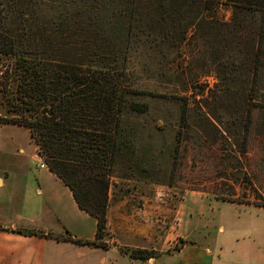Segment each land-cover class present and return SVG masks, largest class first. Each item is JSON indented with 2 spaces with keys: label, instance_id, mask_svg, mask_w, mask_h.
Wrapping results in <instances>:
<instances>
[{
  "label": "trees",
  "instance_id": "obj_1",
  "mask_svg": "<svg viewBox=\"0 0 264 264\" xmlns=\"http://www.w3.org/2000/svg\"><path fill=\"white\" fill-rule=\"evenodd\" d=\"M228 1L224 20L213 0H0V121L37 134L96 218V239L76 243L105 247L109 205L130 187L173 186L208 127L228 143L241 132L246 152L252 111L264 113V0Z\"/></svg>",
  "mask_w": 264,
  "mask_h": 264
},
{
  "label": "rangeland",
  "instance_id": "obj_2",
  "mask_svg": "<svg viewBox=\"0 0 264 264\" xmlns=\"http://www.w3.org/2000/svg\"><path fill=\"white\" fill-rule=\"evenodd\" d=\"M213 2L217 16L230 19L231 3L228 0ZM202 81L213 86L215 76L209 73ZM207 89V86H203L205 92H199L197 88L196 97L200 98V93L207 94ZM5 115L6 111L0 105V116ZM26 115L15 116L20 118ZM251 116L244 154L236 152L239 146L233 140L238 137L241 141L240 130L237 131L239 135L228 143L217 130L208 127L204 132L208 146L190 151L179 166L173 186L147 184L130 187L129 195L112 202L107 210V227L102 238L106 246L99 248L106 250L116 247L118 252L125 254V251L142 249L134 247L133 242L140 243L145 235L159 236V246L169 252L181 246L180 243L210 239L215 241V248L212 249L219 256L224 247L225 253L232 248L238 263L255 264V258L250 260L248 256L251 259L255 254L264 256V113L254 109ZM219 128L229 132V135L235 132V129H228L224 124ZM41 143L30 127L0 121V173L7 177L5 185L0 188V215L7 214L18 225L29 224L27 220L30 218L36 220L37 224L53 223L57 219L44 208L45 195L38 192L39 181L45 171L44 167H40ZM112 195L110 191V197ZM61 202L65 205L66 213L72 215L74 208L68 198H63ZM70 218H74L77 230L88 235L92 233L90 221L83 216L75 213ZM67 232L66 239L73 241L72 233L69 235ZM94 235L93 239H96V231ZM172 240L174 244L169 247ZM145 250L156 254L149 248ZM257 264H264V261Z\"/></svg>",
  "mask_w": 264,
  "mask_h": 264
},
{
  "label": "crops",
  "instance_id": "obj_3",
  "mask_svg": "<svg viewBox=\"0 0 264 264\" xmlns=\"http://www.w3.org/2000/svg\"><path fill=\"white\" fill-rule=\"evenodd\" d=\"M44 169L38 192L45 195L44 208L52 212L53 216H57V219L53 223L48 221L37 224L36 220L30 218L27 220L29 224L18 225L12 217L1 214L0 264H117L118 262L123 264H240L232 248L230 252L225 253L224 247L223 253L219 256L218 252L212 249L215 248L213 246L215 241L210 239H204V241L194 239L193 243H180L181 246L167 252L159 246L161 245L159 236L144 235L145 238L140 239V243L133 242V245L137 248H149L156 251V254L147 260L131 259L128 255L118 252L116 247L105 250L100 249L99 246L78 244L67 240V231L72 233L74 238L77 236L94 240L97 220L78 206L70 188L55 173L47 166ZM6 181V175L0 173V188ZM65 197L74 208L71 211L72 215L64 210L65 205L61 201ZM1 204L0 201V206ZM75 213L90 221L92 225L90 235L77 230L74 218H70ZM39 230L43 232H37ZM127 230L130 232L129 229ZM60 235L63 236L58 238ZM169 243L172 244L169 247L174 244L173 240ZM248 259H254L257 264L259 261H264V256L255 254L252 259L248 256Z\"/></svg>",
  "mask_w": 264,
  "mask_h": 264
},
{
  "label": "built area",
  "instance_id": "obj_4",
  "mask_svg": "<svg viewBox=\"0 0 264 264\" xmlns=\"http://www.w3.org/2000/svg\"><path fill=\"white\" fill-rule=\"evenodd\" d=\"M45 166H47V165H46L44 159L41 158V159H40V167H45Z\"/></svg>",
  "mask_w": 264,
  "mask_h": 264
},
{
  "label": "water",
  "instance_id": "obj_5",
  "mask_svg": "<svg viewBox=\"0 0 264 264\" xmlns=\"http://www.w3.org/2000/svg\"><path fill=\"white\" fill-rule=\"evenodd\" d=\"M48 113L51 114V111H49Z\"/></svg>",
  "mask_w": 264,
  "mask_h": 264
}]
</instances>
